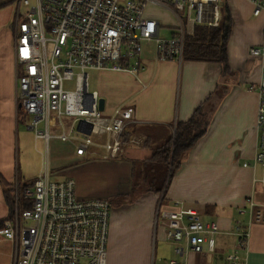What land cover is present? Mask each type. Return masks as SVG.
<instances>
[{
  "label": "built area",
  "instance_id": "obj_1",
  "mask_svg": "<svg viewBox=\"0 0 264 264\" xmlns=\"http://www.w3.org/2000/svg\"><path fill=\"white\" fill-rule=\"evenodd\" d=\"M246 1L252 16L264 15V0ZM149 6L173 14L177 24L169 26L170 37L159 35L164 26L148 14ZM226 6L227 0H14L15 101L22 118H28L27 128L44 142L45 153L56 140L71 145L78 158H118L127 143L125 127L135 121L134 106L126 100L110 112L100 110L98 91L88 89V71L138 77L145 46L155 62H180L185 38L195 26H219ZM248 52L264 56V44ZM68 81H73L72 88L64 86ZM255 128L260 145L252 164L261 167V175L253 182L263 185L262 102ZM52 175L43 166L33 179L13 185V208L0 226V237L12 245V264H107L111 201L79 196L72 177ZM248 212L249 224L264 223L263 204L249 200ZM158 216L166 239L175 243V254L184 256L169 264H185L188 252L204 253L206 264H212L214 235L219 232L215 221H204L195 208L181 202L160 208ZM233 233L237 247L225 255V262L245 264L247 228L237 224Z\"/></svg>",
  "mask_w": 264,
  "mask_h": 264
},
{
  "label": "crops",
  "instance_id": "obj_2",
  "mask_svg": "<svg viewBox=\"0 0 264 264\" xmlns=\"http://www.w3.org/2000/svg\"><path fill=\"white\" fill-rule=\"evenodd\" d=\"M224 9L231 18L228 74L221 75L216 62H155L154 53L145 46L141 54L144 69L138 77L97 71L100 89L94 90L103 98L105 111L126 100L134 106L135 121L123 132L127 142L123 153L115 159L78 158L71 145L53 140L63 154L53 152L48 164L50 143L47 152L43 151V166L53 173L52 178L70 176L79 196L111 201L107 264H152L154 252L155 264L182 260L184 256L174 252L175 243L166 239L165 225L158 216L160 208H174L178 202L195 208L204 221L217 223L212 264H227L225 255L237 247L233 233L237 224L248 231L247 250L242 254L245 264H264V223L249 224L248 212L249 200L264 205V184L253 182L261 175V167L252 164L260 145L255 122L260 102L264 105V56L248 52L249 47L264 44V15L252 16L246 0H227ZM201 104L210 111L207 129L183 155L165 192V185L161 191H150L149 178L140 179L131 189L132 161L149 157L173 135L176 122L187 120ZM18 111L13 44L5 27L0 28V174L12 185L33 179L43 168L35 173L19 169ZM132 138L137 142L130 143ZM244 162L248 165L243 166ZM7 213L0 183V219ZM206 263L204 253L186 254L185 264ZM0 264H12V245L2 237Z\"/></svg>",
  "mask_w": 264,
  "mask_h": 264
},
{
  "label": "trees",
  "instance_id": "obj_3",
  "mask_svg": "<svg viewBox=\"0 0 264 264\" xmlns=\"http://www.w3.org/2000/svg\"><path fill=\"white\" fill-rule=\"evenodd\" d=\"M225 10L223 9L219 26H195L193 34L185 38L183 49V59L185 60L219 63L223 76L229 73L227 42L231 31V18ZM203 105L196 107L187 120L176 122L173 135L156 146L149 157L132 161L131 189H135L139 185L140 179L146 178L147 181L149 178L148 189L150 191H161L165 185L163 189L165 192L171 177L181 164L183 155L196 144L207 129L210 111ZM0 183L3 186V197L9 212L14 203L10 196L13 185L8 183L1 174ZM162 200L163 197L160 202ZM2 220L0 219V226Z\"/></svg>",
  "mask_w": 264,
  "mask_h": 264
},
{
  "label": "rangeland",
  "instance_id": "obj_4",
  "mask_svg": "<svg viewBox=\"0 0 264 264\" xmlns=\"http://www.w3.org/2000/svg\"><path fill=\"white\" fill-rule=\"evenodd\" d=\"M9 1V2H7ZM13 1L14 0H0V28L8 27L10 32V43L13 44L12 39V15H13ZM6 3V4H5ZM148 14L153 18L158 19L162 25L163 29L160 30L159 35L161 37H170L169 26L176 25V20L173 14L166 9L160 7H148ZM148 49V48H147ZM89 78H88V89L89 90H99V83L97 79V71L89 70ZM66 88L73 87V81H68L64 84ZM22 115L20 111H18V165L19 169L23 170L24 168L29 169L31 173H35L37 168L43 166L44 162V142L42 140H38L40 142H36L34 140V136L32 131L27 128L28 118H21ZM24 149V150H23ZM55 152L57 155L61 156L62 149L56 141H51L48 152V164L51 161V154ZM14 187V186H13ZM12 188V187H11ZM14 195V193H13ZM10 196H12V192H10ZM245 226V225H243ZM10 249V247H9ZM8 251V247L5 248ZM153 250L154 245H153ZM155 253V252H154ZM152 255V264H155V255Z\"/></svg>",
  "mask_w": 264,
  "mask_h": 264
},
{
  "label": "water",
  "instance_id": "obj_5",
  "mask_svg": "<svg viewBox=\"0 0 264 264\" xmlns=\"http://www.w3.org/2000/svg\"><path fill=\"white\" fill-rule=\"evenodd\" d=\"M98 107H99L100 110L103 109V107H104L103 98H101V97L99 98V105H98Z\"/></svg>",
  "mask_w": 264,
  "mask_h": 264
}]
</instances>
